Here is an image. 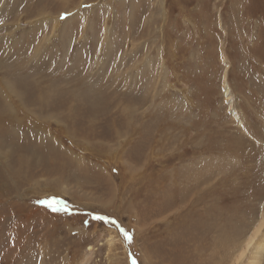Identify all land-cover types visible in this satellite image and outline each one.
<instances>
[{"label":"rangeland","instance_id":"1","mask_svg":"<svg viewBox=\"0 0 264 264\" xmlns=\"http://www.w3.org/2000/svg\"><path fill=\"white\" fill-rule=\"evenodd\" d=\"M262 216L264 0H0V264H251Z\"/></svg>","mask_w":264,"mask_h":264},{"label":"bare ground","instance_id":"2","mask_svg":"<svg viewBox=\"0 0 264 264\" xmlns=\"http://www.w3.org/2000/svg\"><path fill=\"white\" fill-rule=\"evenodd\" d=\"M256 172L257 174L260 173L258 170H256ZM214 207L218 209L219 205L214 206ZM220 215H221V218L225 217V214H220ZM251 229L252 230L249 233L250 235L248 234L249 236L246 240V245L239 252L240 253L239 261H242L244 257L249 253L251 256V260H252L251 264H261L264 260V216H262L259 221L256 220Z\"/></svg>","mask_w":264,"mask_h":264}]
</instances>
